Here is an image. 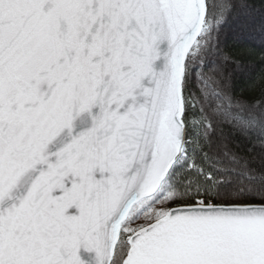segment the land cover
<instances>
[{
    "label": "snow or ice",
    "instance_id": "1",
    "mask_svg": "<svg viewBox=\"0 0 264 264\" xmlns=\"http://www.w3.org/2000/svg\"><path fill=\"white\" fill-rule=\"evenodd\" d=\"M258 18L0 0V264H264V69L229 46Z\"/></svg>",
    "mask_w": 264,
    "mask_h": 264
},
{
    "label": "trees",
    "instance_id": "2",
    "mask_svg": "<svg viewBox=\"0 0 264 264\" xmlns=\"http://www.w3.org/2000/svg\"><path fill=\"white\" fill-rule=\"evenodd\" d=\"M257 7H259V0H256ZM260 27L259 18L256 28ZM256 39H249L247 35L234 37L229 41V46L234 52L241 54L246 68L248 78L255 77L264 69V37H261L259 29L256 31ZM233 88L235 95L242 97L249 102L259 100L261 97L260 90L250 91L248 87V80L244 75H238L233 81Z\"/></svg>",
    "mask_w": 264,
    "mask_h": 264
},
{
    "label": "rangeland",
    "instance_id": "3",
    "mask_svg": "<svg viewBox=\"0 0 264 264\" xmlns=\"http://www.w3.org/2000/svg\"><path fill=\"white\" fill-rule=\"evenodd\" d=\"M256 29H257V28H256ZM258 29H259V28H258ZM258 29H257V30H258Z\"/></svg>",
    "mask_w": 264,
    "mask_h": 264
}]
</instances>
